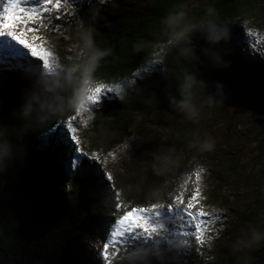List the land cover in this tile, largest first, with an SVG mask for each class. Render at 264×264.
Here are the masks:
<instances>
[{"label":"trees","instance_id":"trees-1","mask_svg":"<svg viewBox=\"0 0 264 264\" xmlns=\"http://www.w3.org/2000/svg\"><path fill=\"white\" fill-rule=\"evenodd\" d=\"M254 2L109 0V4H103L107 10L99 11L102 17L97 19L101 22L89 18L84 21L85 28L95 29L101 23L102 27L93 57L80 70L44 81L39 60L34 58L17 77L0 72V264H33L31 260L43 254L36 244L39 238L46 243L51 239L47 245L65 248V256L58 258L56 254L54 264H97L88 254L82 257L79 251L76 256L77 241H82L90 227L109 231L108 220L120 215L116 193H110L107 181L97 174L96 161L81 156L75 172L70 166L77 154L65 147L70 141L65 119L73 104L70 98H75L72 86L81 75L97 82H111L123 91L104 107V127L115 135L129 131L136 118L143 119L148 113L158 115L166 109H180L179 102L192 95L208 97L209 76L219 77L226 90L237 81L249 88L258 83L264 103V64L256 62L247 49L251 42L248 31L264 26V0L260 18L247 21L257 17ZM213 20L230 27V39L212 45L204 38L207 28H196L189 33L191 42L154 53L165 39ZM141 70L148 73L144 82L137 75ZM188 76H194L196 82L185 90L182 86ZM34 94L38 102L31 114L25 115L26 98ZM226 116L230 120L227 112ZM201 134L196 121L185 116L171 137L173 150L197 157ZM223 147L219 145L214 157L207 161L216 165L223 183L240 188H233L231 197L220 196L221 188L213 190L208 204L223 205L238 213V204L249 198L252 205L240 219L247 214L246 220L255 222L254 211L256 215L264 214V172L247 174L238 154ZM226 169L235 181L223 177ZM69 180L72 188L67 186ZM58 185L68 190L67 196L61 195ZM44 190L49 194L41 195ZM58 191L60 196L55 200ZM133 193L126 190L123 195L131 197ZM232 204H237L236 208ZM232 254L240 257H235L237 260L244 255L238 246L230 251ZM257 256L264 263V251Z\"/></svg>","mask_w":264,"mask_h":264},{"label":"rangeland","instance_id":"rangeland-1","mask_svg":"<svg viewBox=\"0 0 264 264\" xmlns=\"http://www.w3.org/2000/svg\"><path fill=\"white\" fill-rule=\"evenodd\" d=\"M197 1L192 0L193 3ZM3 2L5 0H0V10H2ZM36 3H39V0H30V3L24 6L30 7ZM254 3H257L255 5L257 17L253 20L246 19L248 22L260 18L262 13L263 0H255ZM103 4H109V0H90L88 3L86 0H67L66 5L62 4L60 20L54 19L57 13L53 10L51 23L44 20L43 23L46 26L39 32L26 34L24 38L30 41L34 36H40L44 50L52 53L49 65L45 66L42 61H39L38 69L44 81L64 76L66 71H78L93 57L100 41L98 35L101 32L102 23L98 24V28L92 29L85 28L84 21L87 18L94 20L100 17L99 11L107 10ZM47 15L49 14L46 13L45 16ZM97 22H101V19H97ZM248 34L251 42L247 49L254 58L256 57V62L264 64V26L251 29ZM186 42L191 41L182 38L181 34L176 35L165 39L163 44L157 45L154 53H162L170 45L187 44ZM36 43L40 44L41 41ZM29 59L32 61L34 58ZM3 74L17 77L22 72L20 70L3 71ZM146 76H148L147 70H141L138 75L141 82L147 79ZM261 78L264 76L262 75ZM78 80L79 82H74L72 86L71 94H74L75 98H70L73 104L65 119L66 125L72 123L73 127L77 128L75 134L81 141L79 147L83 152L88 153V156L84 157L98 163L99 168L96 172L100 178L107 181L106 186L109 187L110 193H116L115 198H117L120 215L131 208L141 207L150 211L158 208L165 216H170V219L163 220L161 223H149L148 229L126 239L122 245H118L119 249L113 253L111 264H130L135 259H145L148 256L158 257L160 263L264 264L263 260L257 256L264 251V243L253 248L248 247L254 233L264 234V214L256 215L254 211L255 222L252 223L246 220L247 214L246 218L240 219L243 213H246L245 209H248L249 204L252 205L248 202L249 198L247 203L238 204L241 214L240 211L237 213V211L228 210L223 205L208 204L209 193L213 190L221 188L220 196L231 197V190L240 188L233 184L229 187L227 182L223 183L219 179L216 165L207 161L214 157L219 145L238 154V156L235 155L241 159V168L247 174L264 172V103L260 100L261 86L258 83H252L249 88L237 81L229 90H226L219 77L209 76L207 79L209 96L192 95L187 98L194 106L195 112L190 113L175 108L163 110L158 115L148 113L143 119L136 118L129 131L115 135L104 127L107 122L104 107L107 102L117 98L123 91L120 89L119 93L115 91L108 93L100 103L93 104L90 97L101 87L114 90L119 88L111 85V82L90 80L88 76L81 75ZM211 99L213 103L210 102ZM220 101L222 102L219 103ZM232 106H250L255 111L232 116ZM185 116L188 120H195L202 133L197 157L191 154H177L174 151V144L170 141L176 125L180 124ZM206 145L213 147L209 149ZM68 146L75 152V146L71 141L65 143V147L68 148ZM153 151L155 155H152ZM39 154L41 155L42 152L40 151ZM91 157H98V159ZM28 177V179L33 178ZM223 177L227 181L232 179L228 169L223 171ZM233 178L232 180L235 181V177ZM68 182L67 186L72 188L71 181ZM58 187H60L61 195L67 196L68 190L61 185ZM197 189L200 196L194 202L193 211H203L208 214L201 218L207 222L204 226L209 229L204 234L203 241L196 238L194 229L186 227V217L176 216L175 213L168 211L170 207H184V205H178L177 200L183 196L185 203L189 202ZM126 190H133V195L124 196ZM60 191L57 192L55 200L60 196ZM42 194L49 193L44 190L41 191ZM235 205L237 206L232 204L236 208ZM117 219L113 217L108 220L106 226L109 227L110 224L109 231L100 230V226L90 227L82 241H77L74 251L76 256L80 251L82 257L88 254L96 260L97 264H106L102 257L103 245L108 242ZM50 241L51 239L46 243L40 238L37 240L40 254H43L36 257V261L32 259L33 264H54L57 256L58 258L65 256L63 254L65 248L57 244L53 245L54 247L50 246L51 244L47 245ZM237 246L244 254L241 255L242 261L235 259L238 256L234 254L229 255L230 251ZM47 247L50 249L47 250ZM109 252H112L111 246ZM249 257L251 261L248 260Z\"/></svg>","mask_w":264,"mask_h":264},{"label":"snow or ice","instance_id":"snow-or-ice-1","mask_svg":"<svg viewBox=\"0 0 264 264\" xmlns=\"http://www.w3.org/2000/svg\"><path fill=\"white\" fill-rule=\"evenodd\" d=\"M86 2L88 3L90 0H86ZM29 3L30 0H5L3 2L2 10H0V72L17 70L24 72L26 66L30 64V57L42 61L45 66L51 63L52 53L44 50L40 36H34L31 41L24 37L27 33H37L42 27H45L44 20L51 23L53 10L57 13L54 19L60 20L62 4L66 5L67 0H39V3L34 6H24ZM46 13L49 15L45 16ZM36 41H41V43L37 44ZM114 91L119 93L120 89L101 87L90 97L91 102L98 104L106 98L108 93ZM76 129L72 123L67 125L69 139L74 144V151L77 154L71 160L70 166L73 172L78 167L80 157L88 156V153L83 152L79 147L81 141L75 134ZM91 158L98 159V157ZM199 196L198 189L195 191L194 197H191L187 203L181 196L177 200V204L184 205V207H170L168 211L175 213L176 216L186 217V227L194 229L196 238L203 241L204 234L209 229L204 226L207 222L201 218L208 214L203 211H193L194 202L198 200ZM167 219H170V216H165L158 208H153L150 211L134 207L124 212L115 221L108 242L103 245L102 257L106 264H111L113 253L119 249L118 245H122L126 239L137 236L141 231L148 229L149 223H161ZM110 246L112 247L111 253L109 252Z\"/></svg>","mask_w":264,"mask_h":264},{"label":"clouds","instance_id":"clouds-1","mask_svg":"<svg viewBox=\"0 0 264 264\" xmlns=\"http://www.w3.org/2000/svg\"><path fill=\"white\" fill-rule=\"evenodd\" d=\"M196 28H207V31L204 33V38L209 44L212 45H218L222 41H226L230 39L231 36L230 27L227 24L217 23L215 20H213L204 25H193L191 28L187 29L184 33L181 34L182 38H187L190 40L191 37L189 33ZM195 82H196V78L194 76H188L186 78V83L182 86V88L187 90L188 88H191ZM200 83L203 84L204 82L200 81ZM119 98L123 99V97H119ZM37 102H38L37 94H34L32 97L26 98L25 104L23 106L25 115L31 114V111L35 103ZM221 102L222 101H220L219 103ZM178 107L186 112H190V113L195 112L194 106L191 105L188 100H181L178 104ZM206 147L211 149L213 146L206 145ZM261 243H264V234L254 233L251 243L248 245V247L251 248L252 246H259Z\"/></svg>","mask_w":264,"mask_h":264},{"label":"water","instance_id":"water-1","mask_svg":"<svg viewBox=\"0 0 264 264\" xmlns=\"http://www.w3.org/2000/svg\"><path fill=\"white\" fill-rule=\"evenodd\" d=\"M249 111H255V110L251 108L250 106H232L231 115L238 116L241 114H245ZM130 264H176V263H173V262L160 263L158 257L148 256L145 259H135Z\"/></svg>","mask_w":264,"mask_h":264}]
</instances>
